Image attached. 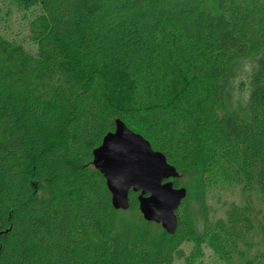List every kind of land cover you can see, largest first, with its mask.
Returning a JSON list of instances; mask_svg holds the SVG:
<instances>
[{"label": "trees", "instance_id": "1", "mask_svg": "<svg viewBox=\"0 0 264 264\" xmlns=\"http://www.w3.org/2000/svg\"><path fill=\"white\" fill-rule=\"evenodd\" d=\"M8 1L38 16L32 49L0 33V264H172L194 233L264 264V0ZM116 120L245 204L211 220L185 197L174 234L135 231L138 193L115 210L92 165Z\"/></svg>", "mask_w": 264, "mask_h": 264}, {"label": "water", "instance_id": "2", "mask_svg": "<svg viewBox=\"0 0 264 264\" xmlns=\"http://www.w3.org/2000/svg\"><path fill=\"white\" fill-rule=\"evenodd\" d=\"M92 165L102 174L115 210L129 208V193H138V209L146 222L160 224L172 235L177 229L176 211L186 197L184 188H174L170 179L179 173L147 140L115 121L92 151Z\"/></svg>", "mask_w": 264, "mask_h": 264}, {"label": "rangeland", "instance_id": "3", "mask_svg": "<svg viewBox=\"0 0 264 264\" xmlns=\"http://www.w3.org/2000/svg\"><path fill=\"white\" fill-rule=\"evenodd\" d=\"M231 5L236 7H251L250 0H230ZM204 7L209 11H214L216 7V0H204ZM38 16V10L33 8L29 10H23L16 6L14 3L8 0H0V33L5 35L11 40L22 42L23 46L28 50L32 49L33 45L30 40L32 25H34V20ZM181 176L177 179L178 185L186 190V203L187 207L184 212L187 214L189 209H194L199 206L204 207L207 216L211 220L220 217L223 211V207L226 204H245L244 194L242 193V188L240 186L234 187L232 189L226 188L224 191L211 188L206 190L202 180L201 168L198 166L185 173H180ZM258 210V206L253 210H249V216L253 219V238L251 242L257 243L258 241V216L255 210ZM183 212V211H182ZM135 217H129V221H133V229L135 231L144 230L145 220L143 219L141 213L138 211ZM122 215L114 214L115 221H121ZM186 222L184 218L183 223ZM154 226L157 224L152 223ZM160 227V225H158ZM132 230V232H135ZM150 231H157L155 227H151ZM179 256L174 259L172 264H244L237 256L233 258L231 262H226L222 260L216 252H214L203 240L195 233L193 234L191 240L184 242L179 248ZM252 255L247 250V256Z\"/></svg>", "mask_w": 264, "mask_h": 264}]
</instances>
